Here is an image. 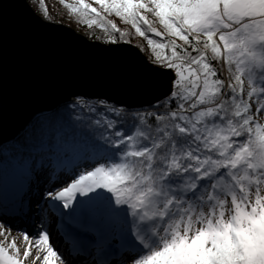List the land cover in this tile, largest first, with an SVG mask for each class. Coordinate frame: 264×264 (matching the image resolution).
I'll return each mask as SVG.
<instances>
[{"label": "snow or ice", "instance_id": "1", "mask_svg": "<svg viewBox=\"0 0 264 264\" xmlns=\"http://www.w3.org/2000/svg\"><path fill=\"white\" fill-rule=\"evenodd\" d=\"M60 2L106 44L142 37L166 91L77 95L24 125L0 264H264V0Z\"/></svg>", "mask_w": 264, "mask_h": 264}, {"label": "water", "instance_id": "2", "mask_svg": "<svg viewBox=\"0 0 264 264\" xmlns=\"http://www.w3.org/2000/svg\"><path fill=\"white\" fill-rule=\"evenodd\" d=\"M134 44L113 46L72 25L44 21L29 0H0V145L38 114L74 96L146 105L161 98L164 77L149 75Z\"/></svg>", "mask_w": 264, "mask_h": 264}, {"label": "trees", "instance_id": "3", "mask_svg": "<svg viewBox=\"0 0 264 264\" xmlns=\"http://www.w3.org/2000/svg\"><path fill=\"white\" fill-rule=\"evenodd\" d=\"M33 7L43 15V10L40 4V0H29ZM86 2L91 3L92 0H86ZM45 5L48 7L49 16L51 17L50 20L55 22L67 23L69 25L74 26L80 32L85 33L91 39H96L104 42V38L106 37V33L103 32L102 29L93 26L92 28H88L86 24L78 22L80 17L78 14L72 13L70 9L66 8L64 4H61L60 0H44ZM65 4H73L76 5V0H64ZM60 6L63 8L61 9ZM95 6V5H93ZM109 19L115 20L114 17H109ZM117 25L124 31L134 32V30L130 29V26L124 25L122 21L115 20ZM118 35V34H117ZM130 43L136 45L139 49L143 47L145 51H142L146 57H148L150 53V49L147 48V43L142 37H138L135 35H131L129 37ZM63 106V105H62ZM9 164H13V159L11 158L8 160ZM2 169V166H0ZM3 179H0V185ZM4 183V182H3ZM5 184V183H4ZM7 185V184H5Z\"/></svg>", "mask_w": 264, "mask_h": 264}, {"label": "rangeland", "instance_id": "4", "mask_svg": "<svg viewBox=\"0 0 264 264\" xmlns=\"http://www.w3.org/2000/svg\"><path fill=\"white\" fill-rule=\"evenodd\" d=\"M60 8L63 9L61 6ZM55 110H58V108ZM11 158L14 160L13 139L11 141L9 140L8 142L0 145V166H2V169H0V179H3L0 185V190H5V192L6 191L10 192V188H11L13 164L10 165L8 162V160H10ZM3 182L7 185H5ZM17 229H21V228H17Z\"/></svg>", "mask_w": 264, "mask_h": 264}, {"label": "bare ground", "instance_id": "5", "mask_svg": "<svg viewBox=\"0 0 264 264\" xmlns=\"http://www.w3.org/2000/svg\"><path fill=\"white\" fill-rule=\"evenodd\" d=\"M62 107V106H61ZM11 141V140H10ZM14 143V141H13ZM41 191H43V185H41ZM5 195V190H0V199H3ZM35 201H33L34 203ZM14 223V227L15 228H21V229H24L26 227H28V223L27 221H22V220H16V221H13Z\"/></svg>", "mask_w": 264, "mask_h": 264}]
</instances>
